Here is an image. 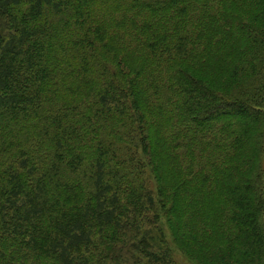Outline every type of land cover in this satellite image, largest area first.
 Listing matches in <instances>:
<instances>
[{
	"label": "trees",
	"instance_id": "obj_1",
	"mask_svg": "<svg viewBox=\"0 0 264 264\" xmlns=\"http://www.w3.org/2000/svg\"><path fill=\"white\" fill-rule=\"evenodd\" d=\"M263 157L264 0H0V264H264Z\"/></svg>",
	"mask_w": 264,
	"mask_h": 264
},
{
	"label": "rangeland",
	"instance_id": "obj_2",
	"mask_svg": "<svg viewBox=\"0 0 264 264\" xmlns=\"http://www.w3.org/2000/svg\"><path fill=\"white\" fill-rule=\"evenodd\" d=\"M262 167L264 168V157L262 160ZM154 186L156 185L155 182H153ZM162 230L163 233H165V244H163L161 241H157V245H159L162 248H169L171 250V254H172V261L173 264H196L194 262H192L187 256H185L184 254H182L177 247L175 246V243L173 241V238L171 236V234L169 233L167 226L165 224V222L163 221L162 224Z\"/></svg>",
	"mask_w": 264,
	"mask_h": 264
}]
</instances>
